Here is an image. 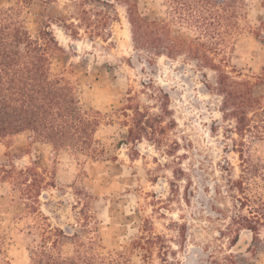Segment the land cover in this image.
Instances as JSON below:
<instances>
[{"label":"rangeland","instance_id":"1","mask_svg":"<svg viewBox=\"0 0 264 264\" xmlns=\"http://www.w3.org/2000/svg\"><path fill=\"white\" fill-rule=\"evenodd\" d=\"M14 1L0 0V7ZM103 2L112 3L118 16L107 41L89 38L82 29L72 38L58 25L67 18L72 0H31L23 16L32 35L44 28L52 31L62 48L53 56L52 68L77 84L83 106L112 115L113 124H104L98 137L117 159L105 157L80 168L70 156H55L49 145L34 142L27 133L0 140V176L2 167L34 166L46 168L53 177V186L41 191L35 213L27 209L12 181L0 177V257L11 264H29L41 244L40 227L51 225L67 235L77 232L84 240L96 237L102 251L127 248L141 233L161 236L164 253L158 243L146 257L134 249L137 264H224L225 254L233 261L226 264H264V225L257 235L242 228L222 233L232 216L247 211L238 207V193L231 186L241 175L229 138L234 134L225 131L232 123L222 118L221 97L204 83H214L213 72L184 57H156L148 64L146 54L139 57L133 49L122 2L89 0L87 6L102 7ZM137 2L148 18L163 17L162 0ZM263 2L247 1L253 27L264 18ZM231 57L243 72L261 74L264 42L246 31L236 40ZM150 81L170 95L176 125L161 146L147 139L137 142L135 151L130 144L116 146L126 131L119 108L128 92ZM253 93L264 100V81L254 85ZM139 101L159 111L158 103L145 94ZM73 241L63 238L61 251L72 254Z\"/></svg>","mask_w":264,"mask_h":264},{"label":"trees","instance_id":"2","mask_svg":"<svg viewBox=\"0 0 264 264\" xmlns=\"http://www.w3.org/2000/svg\"><path fill=\"white\" fill-rule=\"evenodd\" d=\"M29 1L15 0L0 7V140L27 133L34 142L49 145L55 156H70L80 168L105 157L116 160L98 137L104 124H113L112 115L85 108L77 84L53 70L52 58L62 48L49 29L36 36L28 31L23 11ZM88 1L72 0L67 18L60 19L58 25L72 38H78L82 29L89 38L107 41L111 24L118 19L113 4L90 7ZM114 1L125 5L133 49L139 57L144 52L148 64L156 57H184L213 72L214 83L206 79L204 83L221 97L222 118L232 123L225 131L234 134L229 138L240 161L241 175L231 181V186L238 193L234 196L238 207L247 211L232 216L222 233L242 228L257 235L259 226L264 225V100L254 95L253 88L264 81V66L261 74H248L232 64L231 55L236 40L246 31L264 42V18L257 26L251 25L248 0H162L164 15L160 18L145 16L137 0ZM203 76L206 78L205 73ZM141 84V89L128 92L118 112L126 131L116 146L130 144L134 151L142 139L161 146L168 139L167 131L176 125L168 92L152 81ZM140 94L158 103L159 111L142 104ZM0 177L12 181L33 213L38 212L41 191L53 186L46 168L2 167ZM40 229L41 244L32 251L29 264H137L132 260L134 249L146 257L158 243L160 252L165 251L159 235L141 233L127 248L102 251L96 237L84 240L77 232L67 235L51 225ZM67 237L74 239L72 254L63 253L59 246ZM228 259L233 262L231 254H225L221 262L226 264ZM0 264L11 263L0 257Z\"/></svg>","mask_w":264,"mask_h":264}]
</instances>
